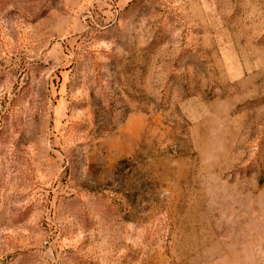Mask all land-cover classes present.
<instances>
[{
	"label": "rangeland",
	"instance_id": "374dc122",
	"mask_svg": "<svg viewBox=\"0 0 264 264\" xmlns=\"http://www.w3.org/2000/svg\"><path fill=\"white\" fill-rule=\"evenodd\" d=\"M0 264H264V0H0Z\"/></svg>",
	"mask_w": 264,
	"mask_h": 264
}]
</instances>
